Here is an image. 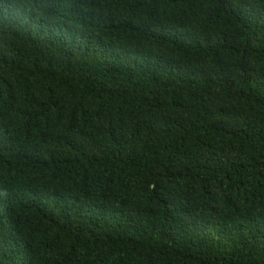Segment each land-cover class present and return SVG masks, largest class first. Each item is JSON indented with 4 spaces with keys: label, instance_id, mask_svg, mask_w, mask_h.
Returning a JSON list of instances; mask_svg holds the SVG:
<instances>
[{
    "label": "trees",
    "instance_id": "16d2710c",
    "mask_svg": "<svg viewBox=\"0 0 264 264\" xmlns=\"http://www.w3.org/2000/svg\"><path fill=\"white\" fill-rule=\"evenodd\" d=\"M0 264H264V0H0Z\"/></svg>",
    "mask_w": 264,
    "mask_h": 264
}]
</instances>
